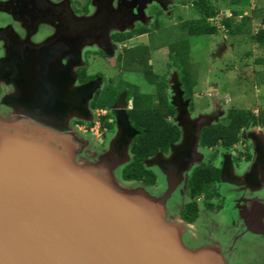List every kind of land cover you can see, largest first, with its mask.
Returning a JSON list of instances; mask_svg holds the SVG:
<instances>
[{
  "label": "water",
  "instance_id": "water-1",
  "mask_svg": "<svg viewBox=\"0 0 264 264\" xmlns=\"http://www.w3.org/2000/svg\"><path fill=\"white\" fill-rule=\"evenodd\" d=\"M167 82L179 138L163 156L171 168L155 166L161 191L123 185L117 179L116 173L132 161L136 134L126 113H118L115 133L104 150L79 154L71 136L29 126L17 112L28 105L3 98L5 112H12L0 115V264H219L217 251L186 240L189 226L177 218L181 204L178 210L167 204L179 194L185 198L187 176L201 162L199 132L219 123L225 113L213 108L191 116L176 70ZM33 108L23 115L33 117ZM46 112L43 108L37 117L43 125ZM61 113L47 114L59 118ZM251 129L248 136L258 133L264 139L259 129ZM249 140L256 149L248 168L257 172V166L264 167V143Z\"/></svg>",
  "mask_w": 264,
  "mask_h": 264
},
{
  "label": "flooded vegetation",
  "instance_id": "flooded-vegetation-1",
  "mask_svg": "<svg viewBox=\"0 0 264 264\" xmlns=\"http://www.w3.org/2000/svg\"><path fill=\"white\" fill-rule=\"evenodd\" d=\"M176 1L87 0L84 6L74 8L75 0H0V17L5 18V25L0 26V108L5 96H9L11 103L28 105L19 107L17 112L20 113L19 117L29 121V126L36 125L57 135L71 136L77 149L85 152L90 150L92 154L105 149L107 137L115 133L118 113H126L129 126L136 133L134 140L140 132L130 118L134 98L126 85L131 84L125 82V87L115 88L112 84L113 75L107 74L106 68H114V75L140 73L138 76L142 77L148 73L163 78L169 103L167 80L172 70L176 69L171 70L174 65L170 62L164 75L151 73L153 64L147 55V44L148 36L155 32V15L162 14L172 21ZM151 7L153 12L150 11ZM40 27L45 29L40 30ZM35 35L40 37L36 43L31 41ZM133 39L134 44L130 42ZM144 60L147 65H144ZM133 63L135 69L131 70ZM157 82L158 79L155 83L148 82L149 88L155 89ZM178 82L183 100H189L188 111L191 116L202 111L209 112V104L204 109L198 108L193 98L185 96L182 82ZM153 93H156V89ZM212 101L214 105L217 104V101ZM31 105L35 107L32 112L34 116H24L23 112L27 113L29 109L26 108ZM43 108L47 111L45 125L37 121ZM59 109L62 110L59 118H50L47 114L49 110ZM172 109L173 114L167 115L166 119L177 127V112L174 107ZM11 112V109L8 112L0 110V115L10 116ZM251 128L259 129L264 135V126H253L242 130L239 141L230 148L219 145L202 148L198 142L201 162L187 176L185 198L182 199L177 217L186 226H192L199 221L201 211L216 215L231 200L233 215L238 218L236 227L239 223L240 227L228 243L227 251H232L236 241L245 234L264 237V167L261 164L257 166V172L248 168L255 159L256 149L249 137L256 138L258 144L264 143V139L258 133L248 136ZM69 141L65 140L66 143ZM175 142L169 144L165 151L158 149L142 160L147 173L144 179L123 180L121 174L118 181L131 187L144 185L155 189L157 175L151 168L156 169L157 165L171 168L164 162L163 156ZM51 145L61 148L58 142H51ZM191 158L192 155L185 161ZM199 166L211 167L217 174V179L210 185L209 197L201 194L193 198L189 192L188 181ZM97 168L102 175L100 167ZM222 186L233 190L230 196L219 194ZM190 204L195 208L192 221L184 216ZM210 223L208 221L206 229L215 225ZM191 237L192 241L196 238L195 235ZM207 238L212 244L216 243L212 234ZM186 240L189 242L188 237ZM205 245L208 247L209 244ZM253 253L264 254V246L253 248ZM257 264L264 262L258 261Z\"/></svg>",
  "mask_w": 264,
  "mask_h": 264
},
{
  "label": "rangeland",
  "instance_id": "rangeland-1",
  "mask_svg": "<svg viewBox=\"0 0 264 264\" xmlns=\"http://www.w3.org/2000/svg\"><path fill=\"white\" fill-rule=\"evenodd\" d=\"M86 2L87 0H75L73 7L84 6ZM176 2L177 5H174L175 15L171 17L172 21H169L162 14L155 15V32L148 36L147 44V55L153 64L151 73L153 71L164 75L167 72L169 63L173 62L172 57L175 58V48H178L179 45L185 46L187 55L184 59L188 63L194 83L192 85L193 97L191 98H193V102L198 108L204 109L209 104L207 111H210L213 108L212 105H214L212 100H215L217 101V104L214 105L216 110L224 113L229 107L243 110L250 109L254 113H257L258 109L264 110V83L259 81L258 78L261 67L253 65L254 59L259 56L260 48L254 42H251L247 35L230 37L227 36L225 29L221 27L220 20L222 16L229 17L232 11L223 8L214 19L210 20L214 26L219 28L218 34L188 36L185 29H183L182 22L196 17L192 6L193 0H177ZM259 7L263 8L260 12L264 14V0H249V4L242 0L238 9H241V11L244 9L245 15L253 16L255 9ZM150 11L153 12L152 7ZM259 15V13L256 15L258 19L253 18L251 21L250 31L252 34H255L260 26L261 17ZM0 21L2 22L0 23L1 27L5 25L4 16L0 17ZM44 29L45 27H40V30ZM39 38L35 35L31 41L36 43ZM172 69L174 67H171ZM106 70L107 74L113 75L112 84L115 88H123L125 87L124 83L128 82L133 86L126 85L131 94L134 95L137 91V94L150 95V99L154 102L153 91L156 88H149L150 85L145 77L138 76L140 73L114 75L116 74L114 68L107 67ZM0 110L1 112L7 111L4 107H1ZM199 113L202 114L203 111ZM222 120H225L224 117H222ZM110 138L109 135L107 141ZM80 152V148L75 151L79 154ZM87 155L88 158L93 157L90 153H87ZM122 171L116 173L118 180H120ZM152 171L160 175V172L155 168ZM161 181L157 176L155 188L158 191L163 188ZM232 191L230 187L222 186V189H219V194L228 197ZM181 195L179 194L175 199H171L167 204L171 207V210L172 207L178 210L181 200L184 198ZM231 205H233L232 201L228 200L225 203V208L216 215L201 211L198 217L199 221L189 226L187 230L189 244L198 248L207 247L205 244H209V248L217 251L219 264H257L258 261L264 262L263 253L261 255L253 253V248L264 246V237L245 234L240 240L236 241L232 251H227L228 243L232 236L237 233V228L240 227V223L236 227L238 218L233 215L234 208ZM208 221L209 224H211V221L215 225L206 229ZM209 234L215 237V244L208 240L207 236ZM191 235L196 236L194 241L191 240Z\"/></svg>",
  "mask_w": 264,
  "mask_h": 264
},
{
  "label": "trees",
  "instance_id": "trees-1",
  "mask_svg": "<svg viewBox=\"0 0 264 264\" xmlns=\"http://www.w3.org/2000/svg\"><path fill=\"white\" fill-rule=\"evenodd\" d=\"M249 4V0H244ZM259 2V1H258ZM242 0H193V9L195 10V18L183 21L182 26L188 36H212L219 33V28L211 23L221 9H229L231 15L222 16L220 23L227 33V36L236 37L240 35H247L251 42H254L259 48L260 53L254 59L253 65L260 66L261 72L257 77L259 81L264 83V14L261 13L263 8H256L254 15H243L244 9L239 10ZM233 8V9H231ZM236 8V9H235ZM261 11V12H260ZM260 14V26L255 34H252L251 21ZM238 22H235V21ZM176 52L175 58L172 57L174 69L177 70V79L182 82L185 96L193 97L192 85L193 78L188 67L186 58L187 49L185 46L179 45L174 50ZM135 64H131L130 69H135ZM144 65H147L144 60ZM254 67V66H253ZM253 72H255L253 70ZM253 72H251L253 74ZM147 82L156 84V93L154 94V102L150 99L151 96L147 94L133 95V108L130 111V118L133 125L140 132L131 144V153L133 161L122 171L123 180H141L147 175L142 166V160L155 153L158 149L165 151L169 144L178 140L179 130L175 125L168 122L167 115L173 114V109L168 103V98L164 91L165 84L163 78H158L156 75L145 73L144 76ZM99 107V106H98ZM164 110V112H162ZM193 110V108H192ZM224 121L203 128L199 132L198 142L202 148H210L214 146H221L223 148H230L239 141L240 132L253 126H264V110L258 109L254 113L250 109H236L229 107L226 110ZM217 179L216 171L207 166H199L194 169L189 181L188 188L191 196H199L204 194L206 197L211 195L210 185L213 180ZM146 181V180H144ZM153 182V181H151ZM187 215L185 219L192 221L194 219L195 208L193 205H188L186 208ZM185 212V213H186Z\"/></svg>",
  "mask_w": 264,
  "mask_h": 264
},
{
  "label": "built area",
  "instance_id": "built-area-1",
  "mask_svg": "<svg viewBox=\"0 0 264 264\" xmlns=\"http://www.w3.org/2000/svg\"><path fill=\"white\" fill-rule=\"evenodd\" d=\"M98 124V123H97ZM98 125H96V127H97Z\"/></svg>",
  "mask_w": 264,
  "mask_h": 264
}]
</instances>
